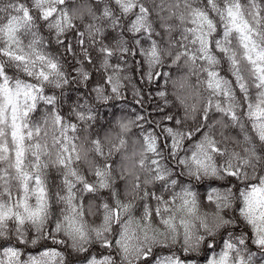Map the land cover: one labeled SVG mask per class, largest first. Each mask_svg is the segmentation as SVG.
<instances>
[{"label":"clouds","instance_id":"obj_1","mask_svg":"<svg viewBox=\"0 0 264 264\" xmlns=\"http://www.w3.org/2000/svg\"><path fill=\"white\" fill-rule=\"evenodd\" d=\"M0 264H264V0H0Z\"/></svg>","mask_w":264,"mask_h":264}]
</instances>
